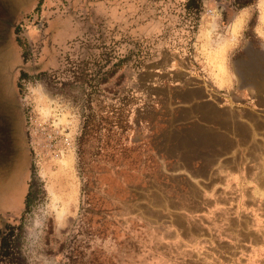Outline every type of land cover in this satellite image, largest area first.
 I'll list each match as a JSON object with an SVG mask.
<instances>
[{
    "label": "rangeland",
    "instance_id": "rangeland-1",
    "mask_svg": "<svg viewBox=\"0 0 264 264\" xmlns=\"http://www.w3.org/2000/svg\"><path fill=\"white\" fill-rule=\"evenodd\" d=\"M26 4L9 12L0 3V19ZM35 5L28 0V15L42 13L43 27L29 18L8 41L0 22L2 104L3 85L28 57L27 156L24 135L0 113V228L18 226L24 261L264 264V51L234 49V86L218 88L192 70V32L170 39L165 27L144 39L136 23H121V0ZM90 102L100 131L80 143ZM114 121L127 129L108 132Z\"/></svg>",
    "mask_w": 264,
    "mask_h": 264
},
{
    "label": "crops",
    "instance_id": "crops-1",
    "mask_svg": "<svg viewBox=\"0 0 264 264\" xmlns=\"http://www.w3.org/2000/svg\"><path fill=\"white\" fill-rule=\"evenodd\" d=\"M121 3L124 4L120 6L121 23L125 19L127 26L129 22L136 23V31L144 39L159 37L165 27H171L164 34L170 39L187 40L193 33L196 59L192 70L204 72L206 84L212 82L218 88L234 86L236 75L232 69L235 68L227 62L234 49H243L241 57H250L254 48L264 51V0H238L221 6L199 0L198 10L190 0H121ZM110 7L106 11L110 10L112 17L113 8ZM130 14H134L136 20H130Z\"/></svg>",
    "mask_w": 264,
    "mask_h": 264
},
{
    "label": "flooded vegetation",
    "instance_id": "flooded-vegetation-1",
    "mask_svg": "<svg viewBox=\"0 0 264 264\" xmlns=\"http://www.w3.org/2000/svg\"><path fill=\"white\" fill-rule=\"evenodd\" d=\"M26 1H27V4L25 5V7H20V5L19 6L17 5V9L14 10L13 12V16H14L13 21L0 19V22H4L6 26L9 27V33L7 35V37H9L8 41L12 39L13 35H17V36L21 35L20 34L21 29L28 27L29 18L34 22L39 20L37 21L38 27H43L46 24L45 18L42 13L39 14V18L33 17L35 16L33 14L28 15V0ZM46 2H47L46 0H37V5H35V7L38 8L39 6H41L42 12H43L47 6ZM0 3L6 5L8 7L9 12H12L11 8L12 6L15 5L16 0H0ZM1 13L2 11H0V17H1ZM23 58L24 60H26V63L15 66L14 72L8 76L10 80L8 81L7 84L9 86H7V84H4L3 85L4 89L3 88L1 89V92H2L1 94L4 97L5 105L0 102V104H2V107H1L2 111L0 113H1L3 120L6 119L5 120L6 129L17 133L19 136L20 134L24 135L25 144L22 145V148H23V151L25 152V156H27V153H28L27 133L28 132L26 130V118H25V110L23 106L24 93L22 92L20 85L23 84L22 83L23 81H28V62H27L28 57L24 56ZM24 164H25V168L27 169L28 160L24 161ZM26 176H27V173L25 174V177Z\"/></svg>",
    "mask_w": 264,
    "mask_h": 264
},
{
    "label": "trees",
    "instance_id": "trees-1",
    "mask_svg": "<svg viewBox=\"0 0 264 264\" xmlns=\"http://www.w3.org/2000/svg\"><path fill=\"white\" fill-rule=\"evenodd\" d=\"M198 1L199 0H190V3H192V5H194V7L197 8V10H198ZM131 55L132 54L125 56V57L124 56L120 57L121 59L119 63H117V65H123L127 60H129ZM93 97L94 96H92V93H90L91 101ZM117 97H120V95H118ZM124 97H129V96L124 95ZM120 99H122V96ZM127 106H130V103H128ZM115 111L116 110L114 109L111 110L113 114H115ZM128 112H129V108L127 107L125 111V115ZM94 113H96L95 106L92 102H90L88 103V107H86L83 113L84 124L82 128V133L80 136V143H82L83 141H87V140L89 141V138L93 136L94 133L99 134L100 130L96 127L97 125H96V118L94 116ZM111 129H116V130L122 129L125 131L127 127L114 121V122H111L110 126L107 128L108 132ZM106 134L108 133L106 132ZM105 148L106 147H104V151H105ZM102 150L103 148L100 147L99 151L94 152V153H101V152L103 153ZM119 151H120L119 149H114L113 151H107L106 154H110L111 156L112 155L116 156L118 153L121 152ZM88 154L89 153L87 152L85 147L81 146L79 161H80V167L83 173L87 171V168L85 167V163L88 160ZM17 230H18V226L15 224H11V223L6 224L4 228H0V264H27L22 258V256L20 255V251L17 246L18 235H19V231Z\"/></svg>",
    "mask_w": 264,
    "mask_h": 264
},
{
    "label": "built area",
    "instance_id": "built-area-1",
    "mask_svg": "<svg viewBox=\"0 0 264 264\" xmlns=\"http://www.w3.org/2000/svg\"><path fill=\"white\" fill-rule=\"evenodd\" d=\"M208 3H213L216 4V2L221 1L222 3H227V4H233L235 2H237L238 0H205ZM210 11H213L212 9H210Z\"/></svg>",
    "mask_w": 264,
    "mask_h": 264
},
{
    "label": "water",
    "instance_id": "water-1",
    "mask_svg": "<svg viewBox=\"0 0 264 264\" xmlns=\"http://www.w3.org/2000/svg\"><path fill=\"white\" fill-rule=\"evenodd\" d=\"M216 5H219V6H221V5H223V3L221 2V1H218V2H216ZM4 26L3 25H1L0 24V35L1 34H3V32H4ZM1 37V36H0ZM1 39V38H0ZM3 39V38H2Z\"/></svg>",
    "mask_w": 264,
    "mask_h": 264
}]
</instances>
